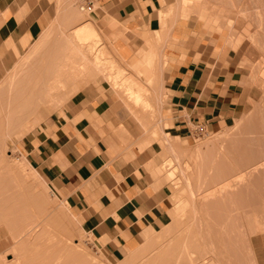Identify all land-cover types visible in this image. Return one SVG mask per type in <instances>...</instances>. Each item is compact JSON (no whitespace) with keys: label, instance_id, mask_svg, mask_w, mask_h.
<instances>
[{"label":"rangeland","instance_id":"1","mask_svg":"<svg viewBox=\"0 0 264 264\" xmlns=\"http://www.w3.org/2000/svg\"><path fill=\"white\" fill-rule=\"evenodd\" d=\"M66 1L0 82V264H264V0H181L182 16L200 20L208 36L236 52L252 93L230 126H194L189 136L162 132L168 124L155 105L154 54L116 60L109 37L102 42L86 21L89 13ZM73 76L75 83L63 82ZM90 84L112 90L147 141L159 144L154 169L172 190L170 224L124 257L94 244L58 189L19 150L25 134ZM37 89L56 97L42 94L45 102L27 115L22 110Z\"/></svg>","mask_w":264,"mask_h":264},{"label":"crops","instance_id":"2","mask_svg":"<svg viewBox=\"0 0 264 264\" xmlns=\"http://www.w3.org/2000/svg\"><path fill=\"white\" fill-rule=\"evenodd\" d=\"M65 1L0 0V82ZM182 13L181 0H94L86 20L98 28L102 42L109 37L116 60L154 54L155 105L161 124H168L162 132L170 136H189L194 126L228 127L252 99L236 52ZM123 107L112 90L90 84L19 143L89 238L113 257L133 254L171 222L172 190L154 169L161 148L147 141Z\"/></svg>","mask_w":264,"mask_h":264},{"label":"bare ground","instance_id":"3","mask_svg":"<svg viewBox=\"0 0 264 264\" xmlns=\"http://www.w3.org/2000/svg\"><path fill=\"white\" fill-rule=\"evenodd\" d=\"M261 3V2H260ZM263 7V6H262ZM258 9V8H257ZM260 14V13H259ZM264 15V14H263ZM250 26H251V24H250ZM250 26H249V28H250ZM86 28V27H85ZM77 33H79V31L77 32ZM87 36V35H86ZM83 37V36H82ZM241 37V36H240ZM79 38V37H78ZM86 39V38H85ZM79 40H81V38L79 39ZM83 40V39H82ZM247 40V39H246ZM79 45V50L81 51V55H82V58H83V61L86 63V64H88L89 63V61L87 60V58H86V54H85V52H84V48H82L83 47V45L82 46H80V43L78 44ZM105 57V56H104ZM85 59V60H84ZM83 64V63H82ZM80 65V64H79ZM158 73V72H157ZM80 76H83V77H86V75H85V72H83V73H81L78 77H80ZM82 78V77H81ZM75 80H76V76H73V78L72 77H68V79H66L65 81H63V82H65L66 84L68 83V84H73V83H75ZM67 86V85H66ZM54 87V86H53ZM137 89V88H136ZM135 89V90H136ZM52 89H47V93H44L45 91L44 90H42V89H37V90H35L34 92H32L31 94H29L28 95V97H27V99H28V101H30L31 102V104L29 103V102H27V104H25L26 106H27V108H28V111H27V108H26V106H25V108L22 110V112H26L27 113V115L28 114H35V112L36 111H38L37 109L39 108V106L41 105L40 103L41 102H45V99L42 97V94H46V100L49 98V97H53V98H55L56 96H55V94L53 93L52 94V91H51ZM135 93H138V92H135ZM130 95L131 96H133L134 98H136L137 100H139L141 97L139 96V95H137V94H134V93H130ZM29 103V104H28ZM40 104V105H39ZM43 104V103H42ZM23 114H25V113H23ZM263 161V160H262ZM17 167V166H16ZM173 172V171H172ZM173 175H174V173H173ZM172 174H171V176H173ZM246 177V176H245ZM196 216V215H195ZM180 224V223H179ZM181 226V225H180ZM189 231V230H188ZM211 243V242H210ZM215 247V246H214ZM212 249V248H211ZM212 252H213V249H212ZM190 253V252H189ZM191 255H195V252H191L190 253ZM214 254V253H213ZM212 254V255H213ZM195 257V256H194ZM213 257V256H212ZM209 258V260H211V259H213V258ZM214 260V259H213ZM214 261H216V260H214ZM218 264V263H217Z\"/></svg>","mask_w":264,"mask_h":264},{"label":"built area","instance_id":"4","mask_svg":"<svg viewBox=\"0 0 264 264\" xmlns=\"http://www.w3.org/2000/svg\"><path fill=\"white\" fill-rule=\"evenodd\" d=\"M79 11L91 13L93 11L94 0H72Z\"/></svg>","mask_w":264,"mask_h":264}]
</instances>
